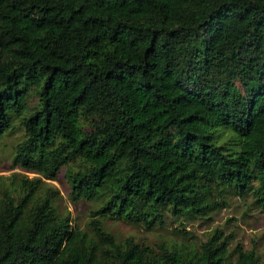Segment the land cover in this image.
Returning <instances> with one entry per match:
<instances>
[{
	"label": "trees",
	"instance_id": "16d2710c",
	"mask_svg": "<svg viewBox=\"0 0 264 264\" xmlns=\"http://www.w3.org/2000/svg\"><path fill=\"white\" fill-rule=\"evenodd\" d=\"M15 125L10 167L36 175L0 174V264L261 263L218 227L147 243L104 221L230 195L264 213V0H0V136ZM63 170L105 188L83 226L43 180Z\"/></svg>",
	"mask_w": 264,
	"mask_h": 264
},
{
	"label": "rangeland",
	"instance_id": "374dc122",
	"mask_svg": "<svg viewBox=\"0 0 264 264\" xmlns=\"http://www.w3.org/2000/svg\"><path fill=\"white\" fill-rule=\"evenodd\" d=\"M14 124H17L14 122ZM21 136L18 125L11 132H4L0 136V174L25 173L27 176L36 175L24 172L18 166L10 167L12 145ZM65 170V169H64ZM63 171L57 172L54 179L43 180L53 185L57 190L56 202L59 208L66 209L71 217V223L83 226L88 210L97 207L105 197V188L97 189L92 195L71 191ZM68 172V171H67ZM225 204L211 211L205 218H176L167 216L161 228L156 226L144 230L142 226L129 225L120 220H105V227L116 236L133 235L137 240L150 243L160 237L185 241H199L214 227H218L224 234L231 233L228 248L239 243L243 249L252 245L261 253V263L264 264V213L251 203L249 196L241 198L230 195ZM172 228H177L172 230ZM182 229V230H180ZM184 232V233H183Z\"/></svg>",
	"mask_w": 264,
	"mask_h": 264
}]
</instances>
